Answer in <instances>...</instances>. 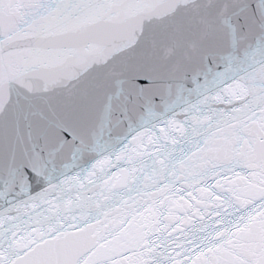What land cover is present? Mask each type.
I'll return each instance as SVG.
<instances>
[{
  "label": "snow or ice",
  "instance_id": "1",
  "mask_svg": "<svg viewBox=\"0 0 264 264\" xmlns=\"http://www.w3.org/2000/svg\"><path fill=\"white\" fill-rule=\"evenodd\" d=\"M0 264H264V0H0Z\"/></svg>",
  "mask_w": 264,
  "mask_h": 264
}]
</instances>
